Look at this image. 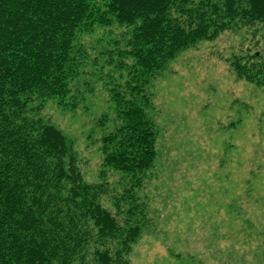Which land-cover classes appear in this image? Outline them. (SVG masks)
<instances>
[{
  "label": "trees",
  "instance_id": "trees-1",
  "mask_svg": "<svg viewBox=\"0 0 264 264\" xmlns=\"http://www.w3.org/2000/svg\"><path fill=\"white\" fill-rule=\"evenodd\" d=\"M258 26L264 0H0V264H132L146 220L135 191L159 154L151 80L183 51ZM114 27L130 30L124 48L114 41L108 51L129 74L110 90L118 124L100 139L105 183H88L75 142L38 114L49 101L78 108L89 92L72 91L80 41ZM258 54L228 62L264 86ZM109 171L129 182L114 196L116 214L102 204Z\"/></svg>",
  "mask_w": 264,
  "mask_h": 264
},
{
  "label": "rangeland",
  "instance_id": "rangeland-1",
  "mask_svg": "<svg viewBox=\"0 0 264 264\" xmlns=\"http://www.w3.org/2000/svg\"><path fill=\"white\" fill-rule=\"evenodd\" d=\"M129 32L114 27L83 38L72 91L89 92L77 109L49 101L38 114L75 142L88 183H105L100 139L118 124L110 90L129 74L108 51L114 41L124 48ZM257 52L264 64V28L228 32L183 51L151 80L159 154L135 191L146 220L132 264H264V86L238 78L228 62ZM106 173L102 204L116 214L114 196L129 182ZM129 207L122 201L120 211Z\"/></svg>",
  "mask_w": 264,
  "mask_h": 264
}]
</instances>
